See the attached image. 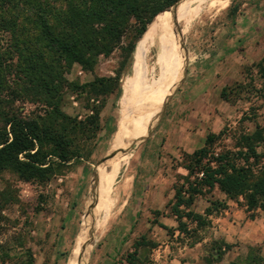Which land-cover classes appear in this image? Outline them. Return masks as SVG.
<instances>
[{"label": "rangeland", "instance_id": "374dc122", "mask_svg": "<svg viewBox=\"0 0 264 264\" xmlns=\"http://www.w3.org/2000/svg\"><path fill=\"white\" fill-rule=\"evenodd\" d=\"M24 1L15 0L21 7H25ZM241 1L180 0L170 12L159 13L155 20L176 11L185 16L183 21L160 40H152L147 31L138 41L136 48L143 40L149 42L145 58L149 77L157 78L159 67L164 66L171 87L152 131L128 154L127 163L114 180V206L103 231L86 248L81 264H126L123 259L140 238H145L149 245L139 249L138 264H250L257 257L264 259V214L258 211L253 220L248 219L241 198L220 200L223 195L217 187L197 196L188 210L202 218L199 222L191 220L184 215L187 210L181 208V222L186 225L181 232L170 211L175 188L184 184L187 175L180 167L184 156L201 148L209 133L228 130L226 138L215 145L218 152L232 145L227 136L234 131L251 132L254 122L264 124V81L255 68L260 60L244 67L245 80L231 85L239 87L234 88L236 94L228 108H193L189 94V88L211 58L210 53L215 52L216 28L230 5L238 6ZM19 23L18 38L24 37L22 31H28V37L34 33L28 25L22 28V17ZM0 53L5 58L0 88L1 131L5 115L36 119L43 116L47 107L44 99L29 92L23 83V62L11 32L0 31ZM132 66L122 67L118 47L109 56H100L92 72L77 64L65 69L59 106L81 122L92 115L91 108H102L99 130L95 137L79 135L83 159L60 167L45 183H27L11 171L0 172V264H24L29 259L33 264H67L74 247L82 245L91 221L87 226L85 222L98 211L92 207L97 185L116 155L119 99L114 95L88 99L86 93L72 85H84L97 77H113L119 72L121 97L126 93L123 85ZM243 117L246 119L240 123ZM210 202L225 203V208H214ZM229 202L244 214L241 218L231 217L225 227L213 225L210 217L227 210ZM207 208L213 209L209 216L204 214ZM95 230L93 226L88 232L93 234ZM218 249L222 253L220 259Z\"/></svg>", "mask_w": 264, "mask_h": 264}, {"label": "trees", "instance_id": "16d2710c", "mask_svg": "<svg viewBox=\"0 0 264 264\" xmlns=\"http://www.w3.org/2000/svg\"><path fill=\"white\" fill-rule=\"evenodd\" d=\"M179 1L25 0V7H21L15 0H0V31L13 34L15 48L23 62V83L29 92L44 99L47 107L43 116L36 119L4 116V128L0 131V172L11 171L27 183H45L60 167L83 159L78 136L90 134L95 137L102 108H91L92 115L84 122L67 115L58 102L65 71L77 64L84 71L92 72L100 56L107 57L118 47L122 67L131 68L136 45L146 34L148 25L156 15ZM237 11L238 6L230 5L228 15L233 17ZM9 14L11 17L7 18ZM20 17L25 23L22 28L28 25L34 32L29 37L28 31H22V38L16 35ZM4 60L0 53V88ZM255 68L264 78V56ZM120 79L118 72L113 77H97L87 84L72 86L86 93L88 99L114 95L118 100ZM238 87V84L224 87L220 99L233 103L234 88ZM245 119L243 117L240 123ZM227 131L209 133L201 148L182 159L180 167L187 175L184 184L175 188L170 209L180 232L186 230V225L181 222L184 215L198 222L202 218L188 210L195 198L215 187L227 200L241 198L248 219L253 220L258 211L264 214V124L254 122L251 132L234 131L227 136L232 145L216 152L215 145L226 138ZM210 205L225 208L222 202H210ZM181 208L187 210L186 214L183 215ZM212 213L213 209L207 208L204 214ZM148 245L145 238L136 240L132 252L123 261L138 264L139 249ZM220 250L218 259L222 255ZM24 264L33 263L29 259ZM250 264H264V259L257 257Z\"/></svg>", "mask_w": 264, "mask_h": 264}, {"label": "bare ground", "instance_id": "6f19581e", "mask_svg": "<svg viewBox=\"0 0 264 264\" xmlns=\"http://www.w3.org/2000/svg\"><path fill=\"white\" fill-rule=\"evenodd\" d=\"M184 18L185 16L178 15L176 11L165 13L150 25L149 30H147L148 35L152 40H160L159 38L165 35L173 26L183 21ZM148 44L147 40H143L138 44L133 57L131 75L126 78L123 85L126 93L119 98L117 103L119 118L116 122L114 144L116 155L110 166L105 169L93 196L92 207L98 209V211L94 218L85 222V226H87L91 221L89 228L86 229L88 236L85 237L82 245L78 244L79 246L74 247L67 264H81L86 248L103 231L108 215L114 206V200H112L114 180L127 163L128 154L152 131L166 101L171 87V80L164 66L159 67L160 73L157 78L149 77L145 61ZM155 84H158L157 88H154ZM93 226H96V230L91 234L92 232L88 231Z\"/></svg>", "mask_w": 264, "mask_h": 264}, {"label": "crops", "instance_id": "0c3cea01", "mask_svg": "<svg viewBox=\"0 0 264 264\" xmlns=\"http://www.w3.org/2000/svg\"><path fill=\"white\" fill-rule=\"evenodd\" d=\"M214 35L215 52L210 53L211 58L201 70L200 77L189 88L192 107L198 106L202 111L228 108V103L220 99L221 90L245 80L242 74L244 67L251 66L264 56V0L241 1L236 14L233 17L226 14ZM225 199V195L220 198ZM230 203H227L229 208L219 216L210 217L213 225L218 224L221 228L231 217L241 218L244 214L242 210Z\"/></svg>", "mask_w": 264, "mask_h": 264}, {"label": "water", "instance_id": "95a60500", "mask_svg": "<svg viewBox=\"0 0 264 264\" xmlns=\"http://www.w3.org/2000/svg\"><path fill=\"white\" fill-rule=\"evenodd\" d=\"M175 5H176V4H175ZM172 7H173V6H172ZM172 7H171V8H172ZM171 8H169V9L163 11V12H170V9H171ZM156 17H157V15L154 17V19L151 21V23L154 22V20H155ZM151 23H150V24H151ZM150 24H149V25H150ZM145 32H146V31H145ZM143 35H144V34H143Z\"/></svg>", "mask_w": 264, "mask_h": 264}]
</instances>
